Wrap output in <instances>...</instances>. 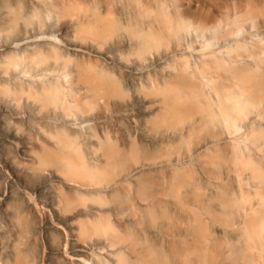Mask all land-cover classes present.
Segmentation results:
<instances>
[{"label": "bare ground", "instance_id": "bare-ground-1", "mask_svg": "<svg viewBox=\"0 0 264 264\" xmlns=\"http://www.w3.org/2000/svg\"><path fill=\"white\" fill-rule=\"evenodd\" d=\"M81 1L0 0V36H10L12 44L17 41L23 45L17 51L4 53V60L27 77L24 83L0 85V93L14 103L12 106L0 101V264H151L148 230L145 229L140 248L125 237L135 223L136 211L102 206L117 196L123 184L133 183L142 166L120 169L115 149H107L105 159H90L69 134L72 133L69 126L55 125L51 121L56 114L51 105L58 104L68 116L76 110L87 112L86 103L90 100L95 106L102 102L103 106H120L124 111L132 110L133 104L140 101L145 113L140 118L142 124H146L152 114L148 106L142 104L148 93L144 97L134 95L133 102H120L115 100L118 83L103 80L101 65L112 73L134 70L133 62L122 63L115 41L101 50V44H107L115 25L107 16L121 11H114L113 6L106 3L97 11L67 19L71 9ZM256 5L245 0L231 18L233 28L237 30L238 23L245 18L252 22L253 17H259L264 24V8ZM51 15L61 19L58 27L62 34L61 45L49 40L37 42L45 38L44 19ZM179 15L183 18V22L180 21L183 28L191 27L187 17L199 24L202 21L196 14ZM89 23L93 24L94 33L90 43H85L87 36L81 29ZM233 28L225 33L234 32ZM152 36L153 33H146L143 40ZM207 43L195 50L197 55L190 64L191 70L186 69L188 73L180 71L162 83L176 81L193 87L205 103L191 101L188 109L199 113L219 110L234 133L241 129L240 110L247 104L257 105L258 122H249L246 130L234 137L236 145L240 141L246 144L247 200L251 205L245 214L244 228L253 240L256 211L260 228L264 230V40L252 45L237 41L234 48L237 51L229 57ZM133 45H136L133 41L126 43V53H131ZM3 46L7 48L11 44ZM240 49L244 52L240 53ZM181 67L184 71L187 65ZM3 71L7 72V67ZM218 79L219 83L214 84ZM129 82L125 83L126 87L134 84L132 78ZM232 87L238 89L230 94L228 88ZM223 89L229 92L223 93ZM173 96L169 95L162 102L184 101L182 96ZM31 106L37 115L32 113ZM92 118L101 142V107ZM205 122L203 119L200 124ZM257 141L261 160L256 167L254 145ZM254 179H257L255 184ZM144 185L146 183L136 182L135 189L138 191ZM253 188L259 195L258 209L251 202ZM86 196L98 206H90ZM136 208L141 216H149L150 203ZM251 244L249 242V249L257 247ZM260 252L264 256V248ZM247 260L254 262L251 254Z\"/></svg>", "mask_w": 264, "mask_h": 264}, {"label": "rangeland", "instance_id": "rangeland-1", "mask_svg": "<svg viewBox=\"0 0 264 264\" xmlns=\"http://www.w3.org/2000/svg\"><path fill=\"white\" fill-rule=\"evenodd\" d=\"M251 1L259 9L264 8V0ZM106 3H110L114 11L121 12L107 16L108 20L115 21V25L107 44H101V50L115 41L122 63L133 62L134 70L121 69L112 73L101 65L103 80L118 83L115 100L120 102H133L134 95L144 97L148 93L142 104L148 106L149 112L152 111L149 121L146 124L140 122L145 115L140 101L133 104L132 110L124 111L123 107L103 106L102 102L95 106L90 100L86 103L87 112L76 110L68 116L58 104L50 106L56 109L51 121L55 125L69 126L72 131L69 134L80 143L90 159H105L104 152L115 149L120 169L142 166L135 181L123 184L117 196L102 206L109 208L114 205L119 209L136 211L135 223L125 237L140 248L145 229L148 230L151 264H264V256L260 252L264 248V230L258 223L257 211L253 216V240L249 239L244 228L245 214L251 205L247 200L249 171L246 168V144L240 141L236 145L234 140L236 135L246 130L249 122H258L257 105L247 104L240 110L241 129L234 133L219 110L209 109L208 112L213 114L210 115L204 110L199 113L188 109L187 104L191 101L205 103L193 87L176 81L162 83L180 71L188 73L186 69L191 70L190 64L197 55L195 50L208 41L221 55L229 57L237 51L234 49L237 41L252 45L264 40L262 20L253 17L251 22L245 18L238 23L237 30L233 28L231 18L245 0H82L71 9L67 19L97 11ZM183 12L201 17V23L187 17L191 27L183 28L180 24L183 18L179 17ZM60 23L61 19L46 16L43 25L45 38L37 42L51 41L61 45ZM27 24L29 21L24 27ZM230 28L235 29V33L226 34ZM81 31L87 36L85 43H90L93 24L83 26ZM146 33H153L152 38L143 40ZM128 41L136 43L131 53L125 50ZM11 42L10 36H0V85L27 80L18 67L4 60V53L23 47L17 41ZM4 43L11 46L6 48ZM184 64L187 67L180 70ZM4 67H7V72L3 71ZM130 77L134 84L126 87ZM218 83L219 79L214 81V84ZM204 89L208 90L206 84ZM237 89L228 88L230 94ZM225 91L223 89L222 92ZM169 95L182 96L184 101L164 104L162 101H166ZM0 101L14 104L1 93ZM99 107L103 112L101 142L96 136V123L92 118ZM32 110L37 115L34 107ZM203 119L206 122L200 124ZM257 143L254 145L256 167L261 160ZM136 182L146 185L137 191ZM256 182L254 179V184ZM253 193L251 202L258 209L259 195L255 188ZM90 197H87V203L92 207L98 206ZM146 202L150 203L151 209L145 218L136 207ZM249 242H252L251 247L253 243L257 247L249 249ZM250 254L254 262L248 263Z\"/></svg>", "mask_w": 264, "mask_h": 264}]
</instances>
